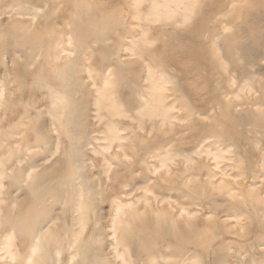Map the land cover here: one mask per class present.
<instances>
[{
  "label": "rangeland",
  "instance_id": "374dc122",
  "mask_svg": "<svg viewBox=\"0 0 264 264\" xmlns=\"http://www.w3.org/2000/svg\"><path fill=\"white\" fill-rule=\"evenodd\" d=\"M0 264H264V0H0Z\"/></svg>",
  "mask_w": 264,
  "mask_h": 264
}]
</instances>
